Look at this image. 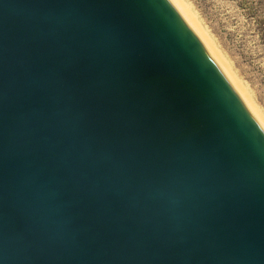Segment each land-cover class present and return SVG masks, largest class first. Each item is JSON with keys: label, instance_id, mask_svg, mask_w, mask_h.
<instances>
[{"label": "water", "instance_id": "water-1", "mask_svg": "<svg viewBox=\"0 0 264 264\" xmlns=\"http://www.w3.org/2000/svg\"><path fill=\"white\" fill-rule=\"evenodd\" d=\"M0 264H264V127L176 0H0Z\"/></svg>", "mask_w": 264, "mask_h": 264}, {"label": "rangeland", "instance_id": "rangeland-1", "mask_svg": "<svg viewBox=\"0 0 264 264\" xmlns=\"http://www.w3.org/2000/svg\"><path fill=\"white\" fill-rule=\"evenodd\" d=\"M182 1L189 5L197 24L222 61H226L227 68L218 60L232 82L236 86L231 75L245 90L246 95H241L250 98L249 107L252 111L258 109V113L253 112L263 126L260 117L264 118V0Z\"/></svg>", "mask_w": 264, "mask_h": 264}, {"label": "bare ground", "instance_id": "bare-ground-1", "mask_svg": "<svg viewBox=\"0 0 264 264\" xmlns=\"http://www.w3.org/2000/svg\"><path fill=\"white\" fill-rule=\"evenodd\" d=\"M177 1V3L179 4V6L182 8V10L184 11V13L187 15V17L189 18V20L192 22V24L194 25V27L197 29V31L199 32V34L202 36V38L204 39V41L206 42V44L209 46V48L211 49V51L213 52V54L217 57V59L224 65V66H226L225 68H227V64L224 62V61H222V59H221V56L219 55V53H218V51H216L214 48H213V45H212V42L209 40V38L207 37V35L203 32V30L199 27V25L197 24V22H196V19L194 18V16H193V14H192V11H190V9H189V7H187V5L182 1V0H176ZM189 6V5H188ZM192 10V9H191ZM225 63V64H224ZM228 72V71H227ZM230 75H231V73H230ZM231 77H232V79L235 81V83H236V86L238 87V90H240L241 92L240 93H242L243 94V96H245L246 95V92H245V90H243V87L242 86H240V84H238L239 82H237V80L235 79V77H233V75H231ZM247 95H248V93H247ZM246 99H247V103L250 105V98L248 97V96H246ZM245 99V100H246ZM252 101V100H251ZM252 107H256V105L254 106V105H252ZM250 108H251V106H250ZM257 108V107H256ZM256 108H253V109H256ZM251 110H252V108H251ZM254 112H257L258 111V109H256V111L255 110H253ZM260 113H261V111H259ZM258 113V112H257ZM256 113V114H257ZM256 116H258V114L256 115ZM259 117V116H258ZM260 119H261V121L263 120V123H264V118H263V116L262 117H260ZM264 126V125H263Z\"/></svg>", "mask_w": 264, "mask_h": 264}]
</instances>
